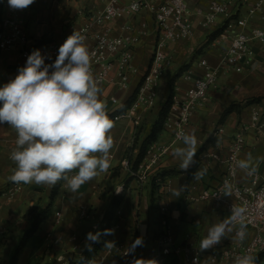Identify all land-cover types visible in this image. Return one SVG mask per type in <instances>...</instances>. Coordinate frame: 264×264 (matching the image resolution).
Instances as JSON below:
<instances>
[{
	"label": "crops",
	"instance_id": "1",
	"mask_svg": "<svg viewBox=\"0 0 264 264\" xmlns=\"http://www.w3.org/2000/svg\"><path fill=\"white\" fill-rule=\"evenodd\" d=\"M199 1L202 2L195 0L196 3ZM103 7L104 0H35L23 10L25 30L33 41H61L66 33L71 32V25H79L86 20L87 15ZM124 21V18H119L112 24L117 30ZM132 23L139 29L145 23L148 32L135 52L134 61L142 73L147 68L155 45L154 20L151 13L143 9ZM218 26L219 23L206 28L196 26L190 38L166 47L173 60L165 72L172 70L174 66L179 67L174 73H179L174 85L180 88V92L188 85L180 75L190 68H196L202 56H206L212 65L219 63L220 50L212 46L214 39L222 31ZM214 33L216 34L213 35ZM253 49V63L244 71H219L217 83L209 91L207 104L193 115L188 133H194L197 138L195 164L187 171L180 169L179 161L172 157L171 150L182 146V141L172 143L171 132L163 126L154 141L172 144L168 153L155 166L154 172L160 174L172 169H176V172L166 176L164 185L158 188H154L152 178L145 182L139 181L122 165V161L128 159L132 166L135 164L162 107L157 111L156 117L153 116L152 109L147 110L140 126H136L127 117L114 121L115 126L111 131L114 146L110 152V167L107 172L83 184L76 192L70 191L66 183L60 181L50 215L29 238L15 264H60L57 261L59 256H64L66 264H75L87 249L86 234L100 232L104 216L118 194H121L122 199L112 226L114 235H108L106 241H114L130 249L136 238L142 237V246L131 252L138 251L139 259H153L157 254L153 233L160 217L165 213L176 242L186 241L200 249V241L207 235L208 229L229 217L228 203L233 200L232 195L222 202L197 199L204 189L217 187L227 169L225 160L204 157L205 152L216 151L223 159L227 158L234 134L241 124H247L246 145L239 156L240 159H245L251 153L254 158H259L255 174L259 175V182H264V126L258 129L248 123L254 108L260 110L264 122V44L254 43ZM25 63L18 44L8 50H0V87L13 79ZM173 75L165 81L162 76L159 82L158 89H162L163 100L169 96ZM134 86L135 83H132L130 88L122 90L114 85H100L101 99L107 105L108 98L114 95L122 104H126ZM254 98L261 99L254 101ZM232 104H238V107L224 117L225 110ZM16 138L13 128L7 124L0 125V264H12L13 254L23 234L32 225L30 209L45 208L50 203L53 189V186L33 183L24 184L23 189L12 197L4 194L5 187L12 182L9 177L15 168L9 157L15 148ZM199 169L205 170V174L201 179L195 180L194 173ZM237 180L249 183L251 175L239 169ZM181 185L187 187L177 198L173 192ZM83 207L87 208L84 217L80 215ZM58 210L62 212L63 218L61 223L56 224L55 212ZM179 227L183 228L182 235ZM102 240L101 235L99 241ZM107 264H123V258L116 252L108 258ZM168 264L191 263L183 256H170Z\"/></svg>",
	"mask_w": 264,
	"mask_h": 264
},
{
	"label": "built area",
	"instance_id": "2",
	"mask_svg": "<svg viewBox=\"0 0 264 264\" xmlns=\"http://www.w3.org/2000/svg\"><path fill=\"white\" fill-rule=\"evenodd\" d=\"M143 9L148 10L153 17L155 45L147 68L140 73L134 61L135 52L148 32L145 23L139 29L132 21ZM119 18L125 21L116 30L112 22ZM215 23H219L218 28L222 30L212 43L214 48L220 50L219 63L212 65L206 56H202L196 68H190L180 75L188 83L185 89L180 92V88L175 85L172 92L163 126L171 132L172 143H178L181 140L177 138V133H188L193 115L207 104L209 91L216 85L219 71L242 72L252 65L254 43L264 44V0H202L197 3L195 0H104L102 9L87 15L86 20L79 25H71V32L66 33L61 41H33L25 30L23 10L10 9L7 0H0V50H8L18 44L22 56L27 60L33 50L39 49L42 55L50 57L45 63L51 64L66 38L74 31L80 33L85 37L91 57V70L100 85H114L125 90L135 83L126 104H122L114 95L108 98L106 111L109 118L116 121L127 117L140 126L144 113L155 106L159 82L173 60L166 47L190 38L196 26L206 28ZM123 107L125 109L121 111ZM248 123L258 129L264 126L258 108L253 109ZM246 126L241 124L234 134L227 158L223 159L216 151L205 152L204 157L225 160L227 169L217 187L204 189L197 197L199 200L225 201L227 196L219 193L225 182L231 184L233 200L228 203L229 216L232 207L245 210L247 235L244 240L236 238L237 224L219 244L204 253L186 241L177 243L168 216L164 213L158 221L154 237L157 254L152 260L158 264H168L170 256H183L191 264H234L237 256L250 254L257 258L264 254V182H259L258 174L251 175L249 183L237 180L239 168L236 161L240 160L239 155L246 145ZM171 144L152 141L135 169L128 159L123 160L122 165L141 182L152 178L159 186L164 185L165 180L154 169L168 153ZM23 186V183L10 182L4 194L12 197ZM86 214L87 208L83 207L80 215L84 217ZM62 218V212L56 211L55 223H61ZM116 252L122 256L123 264H133L134 260L140 258L138 251L132 253L115 242V247L103 246L88 264H107L108 258ZM57 261L66 264L64 256H59ZM258 264H264V260Z\"/></svg>",
	"mask_w": 264,
	"mask_h": 264
},
{
	"label": "clouds",
	"instance_id": "3",
	"mask_svg": "<svg viewBox=\"0 0 264 264\" xmlns=\"http://www.w3.org/2000/svg\"><path fill=\"white\" fill-rule=\"evenodd\" d=\"M7 2L10 9L24 10L35 0ZM46 59L50 57L42 55L41 50H33L17 75L0 87V125H9L17 134L9 157L15 165L9 180L16 184L48 186L64 181L70 191L76 192L109 169L114 146L111 131L115 125L101 99L102 88L92 73L83 35L74 31L59 47L55 61L46 64ZM177 138L182 146L173 147L171 155L179 161L180 169L187 171L196 163L197 138L194 133L184 132H178ZM258 164L259 158L251 153L236 161V166L247 175H254ZM204 174L205 170L199 169L194 179L199 180ZM186 187L179 186L173 195L178 198ZM232 192V185L225 182L219 194L230 197ZM237 224L236 238L243 241L247 235L245 210L232 207L228 218L208 229L200 241V250L219 244ZM114 231L87 233L85 247L91 250L101 235H114ZM142 244L143 238H136L129 251ZM104 247H115V242L105 241ZM133 264L158 262L136 259ZM234 264H256V257L237 256Z\"/></svg>",
	"mask_w": 264,
	"mask_h": 264
},
{
	"label": "trees",
	"instance_id": "4",
	"mask_svg": "<svg viewBox=\"0 0 264 264\" xmlns=\"http://www.w3.org/2000/svg\"><path fill=\"white\" fill-rule=\"evenodd\" d=\"M218 33V31L216 32ZM216 33H214L213 35H215ZM179 74V73H178ZM171 97H172V93L169 95L168 99L165 101V103L163 104L161 110H160V113H159V116H158V119L157 121L155 122L154 124V127H153V130H152V133L150 134V136L146 139L145 143H144V146L142 147L136 161H135V164L133 166V168L135 169L139 162L143 159L144 155H145V152H146V149H147V144L151 143L152 141L155 140L158 132L162 129L163 125H164V120H165V117L169 111V107H170V102H171ZM261 98H254V101H257V100H260ZM238 107V104H232L230 105L224 112V117L226 114L232 112L234 109H236ZM125 109V107H123L121 109V111H123ZM176 172V169H172V170H169V171H163L159 174L160 178L162 180H165L166 176L172 174V173H175ZM153 185H154V188H158L159 185L154 181L153 179ZM60 188V182H58L55 186H53V189H52V192H51V195H50V203L45 207V208H38V207H32L30 209V214H31V217H32V225L29 229H27L25 231V233L23 234L14 254H13V257H12V264H15L17 259H18V255L19 253L22 251V249L26 246L29 238L37 231V229L39 228L40 226V223L46 219L50 213H51V207H52V204L54 203L56 197H57V194H58V190ZM121 199H122V196L121 194H118L114 197L113 201H112V206L111 208L107 211L106 215L104 216V220L101 224V227H100V232L102 233L103 230L105 229H111L112 226L114 225L115 223V219H116V216H115V213H116V209L117 207L119 206L120 202H121ZM153 236L155 237L156 236V230L154 231L153 233ZM103 237V240L102 241H99V242H96V243H93L92 246H91V250H89L88 248L84 250V252L82 253V255L80 256V258L77 260V262H75V264H88L89 261L91 259H93L96 254L102 249V247L104 246L105 244V241L108 237V235H102ZM264 257V254H261L259 255L257 258H256V264H258V262H260Z\"/></svg>",
	"mask_w": 264,
	"mask_h": 264
},
{
	"label": "rangeland",
	"instance_id": "5",
	"mask_svg": "<svg viewBox=\"0 0 264 264\" xmlns=\"http://www.w3.org/2000/svg\"><path fill=\"white\" fill-rule=\"evenodd\" d=\"M178 69H179L178 66L177 67L174 66V68L172 70H167L165 72V75L163 76V81L167 80L168 77L172 76ZM177 77H179V75L178 74H174L173 77H172V79H171V82H170L171 87H170V93H169V95L174 91V86H175L174 85V82L176 81ZM158 92H159L158 98H157V100L155 102V106L152 108V113H153V116L154 117H156L157 111L163 106V104L165 103V101L168 99L167 98V99L163 100L161 98V96L163 95V92H162L161 87L158 89ZM182 231H183V228L182 227H179V232H180L181 235H182ZM262 260H264V257H263Z\"/></svg>",
	"mask_w": 264,
	"mask_h": 264
}]
</instances>
